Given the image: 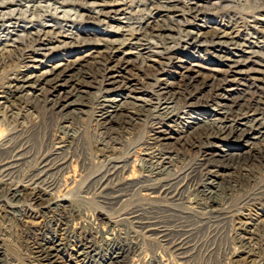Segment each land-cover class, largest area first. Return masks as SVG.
<instances>
[{
  "label": "bare ground",
  "instance_id": "obj_1",
  "mask_svg": "<svg viewBox=\"0 0 264 264\" xmlns=\"http://www.w3.org/2000/svg\"><path fill=\"white\" fill-rule=\"evenodd\" d=\"M261 17L264 0H0V214L19 212L32 263L200 264L199 252L214 254L230 226L241 250L230 249L219 263L264 264V240L248 232L251 223L264 225V181L253 171L264 169V138L261 149L245 151L250 135L173 130L172 114L145 120L144 109L89 98L98 91L154 95L189 107L219 103L214 112L224 120L262 114ZM205 52L225 57V63L206 67ZM67 58L73 59L56 63ZM171 68L179 72L170 74ZM28 91L39 94L30 98ZM73 110L89 115L90 132L103 144L85 142L83 128L77 138L52 129L37 167L18 180L30 135L48 120L69 128ZM82 142L94 151L90 160L71 153ZM138 155L162 164L187 155L197 159L183 177L131 182ZM225 178L235 190L224 208L204 180ZM137 188L144 202L110 217L106 209L127 203ZM195 195L207 199L210 213L200 226L188 211L197 204ZM236 197L238 203L230 202ZM79 199L97 207L93 217ZM182 205L188 210L177 209ZM124 223L130 234L120 229ZM201 228L207 232L203 239ZM4 249L0 245V264H13Z\"/></svg>",
  "mask_w": 264,
  "mask_h": 264
},
{
  "label": "rangeland",
  "instance_id": "obj_2",
  "mask_svg": "<svg viewBox=\"0 0 264 264\" xmlns=\"http://www.w3.org/2000/svg\"><path fill=\"white\" fill-rule=\"evenodd\" d=\"M260 19L263 20L264 18L261 17ZM207 23L211 26L216 25V22L210 19L209 20L207 19ZM217 23H220L219 20ZM111 25L113 27H118V23H114ZM187 55L190 57H193L191 53H187ZM72 59L73 58H67L65 60L61 59L57 61L56 63H59L62 61V63L65 64L68 60H72ZM193 59L197 60V58H193ZM201 59H202V62L204 63L203 65H205L206 67L210 65L219 67L223 65L222 63L226 60L225 57L222 58L217 55H212L209 52L203 53V55H201ZM188 66L190 65L185 64V67H188ZM81 68H82L81 70H87L89 67L88 65H85V66H82ZM176 71L177 69L175 68H171V70L169 69L170 74H174ZM178 72L179 71H177V73ZM35 94H39V93L28 91L26 92L25 95L31 98L32 95H35ZM89 98L90 100H93V101H96L99 98H104L103 100L109 101L110 103H113L115 105L127 107L131 110L144 109V112H146L144 113L145 120L149 119L153 115L154 116L158 114L164 115L166 113L172 114L173 116H175V121H176V123L173 124V128H172L173 130H181L185 127V129H187L188 132L190 131V133H193V132H198V131H202L206 129L215 128L221 131L224 129H227L229 131H236L237 135H240V134L250 135V139L248 140V143L244 144L243 150L245 151H248L249 149H254L253 152H255L261 149L260 147H262V143H260V141H262V138H264V113L258 114V115H239V117L236 116L230 120H224L221 116H219L216 113L217 111L220 110V107H221L219 103L212 104L211 107L209 108H203L202 106L189 107V106H184L182 103L173 102V101L169 102L165 99L157 98L154 95L127 94V93H118V92H110L107 95H103L98 91H92L91 94L89 95ZM70 102L72 104L76 103L77 105L79 104L80 101H78L77 98H72L70 99ZM70 116H71L70 118L72 119L74 118L73 119L74 123L73 125L70 124L69 128L65 129V128L60 127L57 120H48L46 121V123L48 122L47 124L44 123L43 125L38 127L39 129L36 128V130H34L33 134L30 135V139L28 142L29 150L26 151V158L28 157V159L26 161V164L21 168V171L17 178L18 180H22L24 178L23 177L24 175L30 173L32 169H35L37 167V164H36L37 158L39 157V155H41V152L43 153L42 149L45 148L46 140L48 137L47 135L49 131L52 129H58L59 135L61 137L64 136V137L77 138L78 136H80L81 130L83 128L87 136L85 137V142H87L88 144H92V145L96 143L103 144L104 140L102 139L101 136H98V134L94 132H90L92 130L89 129L90 127L89 126V123H90L89 115L80 116L78 112L73 110L70 113ZM21 117L22 115H19V118ZM23 122L28 123L29 119H23ZM85 142L76 144L73 148V151H71V153L75 154L78 157H82L85 160H90L92 157V152L94 153V151H89V147ZM223 142L226 143L230 148L231 147L237 148V145H238L234 140H231V139L230 140L227 139ZM138 157H139V162L137 163V166H136L137 173L135 174V177L134 176L132 177L131 182H138L139 180L147 176H151L153 178L157 176L160 179H171V178L180 177V176L183 177L186 171L188 170V168L192 166L194 161L197 159V155H194V156L187 155L183 158L175 159L170 164H162L161 162H158L157 160L155 161L149 160L145 158V156L143 155H138ZM253 169H254L253 171L256 174V179L259 181H264V169L262 168H253ZM212 181L204 180V184L206 185L207 189H209L208 192H211L213 197L216 198L215 201L220 205V207L225 208L226 205L229 203V197H230L229 193L235 190V188L233 187L234 183L230 181V179H226V178L225 180H221V179L216 180V182L214 181L212 182ZM218 183H220L221 185ZM139 192L140 190L137 188L132 193L133 196H131L132 198L130 197V200L127 202L128 204L124 203L125 205L123 204L121 206H117V208L115 207L114 209L113 208L106 209L110 217L115 218L119 216L122 213L120 210L124 211V209L128 207L129 205H131V203L132 204L143 203L144 202L143 199H145V197L143 196L142 192L140 193ZM238 195L239 194H234V196H238ZM239 199L240 197H236L234 200L230 202H232L233 204H236L238 203L237 201ZM79 200L77 201V204L81 206L83 209L84 208L87 209L90 215L93 217L95 215L94 213L96 212L97 207L94 204L89 203L87 201H83L81 199ZM191 200H195L196 203L198 204V205L196 204V206L193 207L194 210L193 209L188 210L183 205L181 206V208L178 207L177 209L188 210L190 212L191 221L195 223L196 225L200 226L201 221L203 219H206V217L207 218L210 217L208 204H207L208 201L205 197H201L199 195L191 196ZM97 205H100V204H97ZM0 215L2 216V217L0 216V231H1L0 232V245L6 249V250L4 249V251L6 252L7 255H11L8 257L12 258L14 262L13 264H34L32 263L33 261L30 259V255H27L29 252L26 249L27 246L24 240L21 239L22 237H21L20 229L18 227L19 226L18 218L20 216L19 212L15 210L9 217L8 215H5V214H0ZM124 224L121 225L120 229L121 230L123 229L122 230L123 233L130 234L132 232V227L129 224H126V223ZM248 230H249L248 232L252 233V235L255 238L259 240H264V225L254 222L248 226ZM205 231L206 230L202 229L200 232L201 233L200 236L202 239L205 238V236L207 235L206 234L207 232ZM247 234L245 233V235ZM233 235H234V232H232V228L230 226H227L224 229L223 233L221 234V237L219 238L218 242L213 246L214 249L216 248V252L214 254H210L209 252H207L208 249L205 248L204 250L199 252V255H197L198 256L196 259L197 263L217 264L225 259L223 257H225V253L229 251L230 249H231L230 251L241 250L240 244H238L236 241L233 240L235 237V235L234 236ZM148 246H147L148 249L152 248V245H148ZM251 246L255 247L256 245L252 243ZM69 247L71 251L75 250L74 244H70Z\"/></svg>",
  "mask_w": 264,
  "mask_h": 264
}]
</instances>
